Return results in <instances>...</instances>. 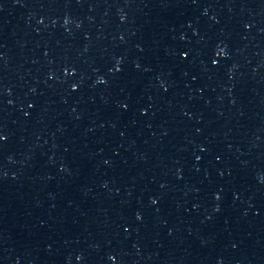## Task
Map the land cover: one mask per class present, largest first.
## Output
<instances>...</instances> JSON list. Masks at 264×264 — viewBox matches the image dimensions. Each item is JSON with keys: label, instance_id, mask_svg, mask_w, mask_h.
<instances>
[{"label": "water", "instance_id": "95a60500", "mask_svg": "<svg viewBox=\"0 0 264 264\" xmlns=\"http://www.w3.org/2000/svg\"><path fill=\"white\" fill-rule=\"evenodd\" d=\"M0 264H264V0H0Z\"/></svg>", "mask_w": 264, "mask_h": 264}]
</instances>
